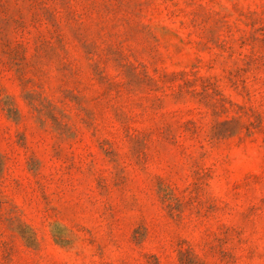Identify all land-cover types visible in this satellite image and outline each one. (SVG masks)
Instances as JSON below:
<instances>
[{
	"label": "rangeland",
	"instance_id": "374dc122",
	"mask_svg": "<svg viewBox=\"0 0 264 264\" xmlns=\"http://www.w3.org/2000/svg\"><path fill=\"white\" fill-rule=\"evenodd\" d=\"M0 264H264V0H0Z\"/></svg>",
	"mask_w": 264,
	"mask_h": 264
}]
</instances>
